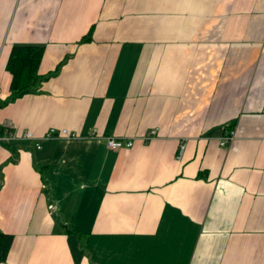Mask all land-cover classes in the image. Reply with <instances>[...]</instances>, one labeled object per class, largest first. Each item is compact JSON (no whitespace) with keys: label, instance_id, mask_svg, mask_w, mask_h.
Here are the masks:
<instances>
[{"label":"crops","instance_id":"obj_1","mask_svg":"<svg viewBox=\"0 0 264 264\" xmlns=\"http://www.w3.org/2000/svg\"><path fill=\"white\" fill-rule=\"evenodd\" d=\"M16 43L0 125L74 134L0 146V264H264V0H0V101Z\"/></svg>","mask_w":264,"mask_h":264},{"label":"trees","instance_id":"obj_2","mask_svg":"<svg viewBox=\"0 0 264 264\" xmlns=\"http://www.w3.org/2000/svg\"><path fill=\"white\" fill-rule=\"evenodd\" d=\"M88 38L89 34L86 33L80 40ZM42 48V44L32 43H16L10 46L4 65L5 69L10 74L8 84L9 94L6 99L0 101V104L33 88L39 79L37 67ZM1 127L0 125V128ZM23 141L25 140H12L6 142L5 145L13 149V145ZM10 236V234L0 231V260H3L5 257L10 242Z\"/></svg>","mask_w":264,"mask_h":264},{"label":"built area","instance_id":"obj_3","mask_svg":"<svg viewBox=\"0 0 264 264\" xmlns=\"http://www.w3.org/2000/svg\"><path fill=\"white\" fill-rule=\"evenodd\" d=\"M0 128V146L5 144L6 142L17 140V139H23L30 141L32 145L36 148L40 146V141L44 138H50V137H71L74 133L69 131L67 128L61 127L59 129H56L54 127H49L43 135L41 136H33L32 133L28 130L23 131H16L11 125L9 124H3ZM156 132L155 128H151L148 130V134L150 136L154 135ZM148 137V136H147ZM146 137V138H147ZM134 138L132 136L127 137H106L105 138V145L110 149H117L120 147H130L134 143ZM145 138V136H143ZM234 138V131L232 128H227L224 130L222 135L218 139V143L220 145H226L228 144L232 139ZM183 147V143H179L178 145V153L179 156L180 151Z\"/></svg>","mask_w":264,"mask_h":264}]
</instances>
